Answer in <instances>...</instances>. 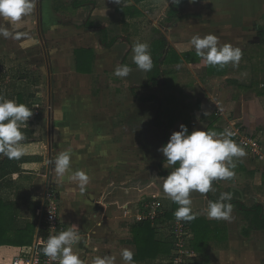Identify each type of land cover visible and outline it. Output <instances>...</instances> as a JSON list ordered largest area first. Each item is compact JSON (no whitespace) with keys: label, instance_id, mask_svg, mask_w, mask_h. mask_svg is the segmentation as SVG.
Returning <instances> with one entry per match:
<instances>
[{"label":"rangeland","instance_id":"rangeland-1","mask_svg":"<svg viewBox=\"0 0 264 264\" xmlns=\"http://www.w3.org/2000/svg\"><path fill=\"white\" fill-rule=\"evenodd\" d=\"M147 4L155 6V9H159L160 14H163V17H159V27L170 46L181 53L195 52L189 43L193 35L214 34L219 38L221 45L232 44L242 50L243 56L239 66L233 67L229 64L225 77L214 78L217 76L207 74V66L199 57L192 63L184 62L185 64L173 70L167 69L156 86L139 88L135 93L114 89L108 79L104 82L94 81L92 88L88 86L90 82L84 83L86 87L80 88L78 80L67 73L69 61L64 62L68 68L59 67L54 53L56 49L50 40H41V45L40 41L35 43L37 40H18L20 32H24L23 24L16 28L21 30L15 32L11 25L6 24L7 21L0 18V26L14 33L9 38L0 36V96L17 101L16 92L23 90L27 92L26 96L34 94L35 98L31 99L30 103H33L32 106L38 110L39 115L35 118L34 127L29 128L35 129L33 137L40 141L34 143L29 152L32 156L41 157L39 164L27 170L31 178L22 189L19 192L15 188L6 190L3 195L11 200H15L18 194L27 197L37 205L36 212L43 205L48 191L59 194L61 200L63 196V225L66 229L75 225L76 230L85 237L86 242L82 241L77 248H73L85 264H92V258L95 256H118L119 248L130 242L131 227L137 220L135 216H129L126 221L117 218L118 215L113 217L114 209L120 204L122 206L123 203L129 202V209L133 214L141 215L150 210L153 202L159 203L162 211L165 207L167 199L158 197L156 186L157 178L167 177L161 172L169 173V168L166 163L162 169L159 168L163 159L154 156L155 141L146 144L147 136L152 137L150 130L156 127L153 120L156 117L157 104L143 102L140 98L147 100L156 97L163 101L162 114L158 121L164 126L168 125L167 142L173 132L180 130V125L177 127V124L180 121L182 124L184 119L190 118L192 123L195 119L205 118L206 125L209 123L206 119L209 117L203 115L200 109L203 102H206V111L210 115L216 112L214 105L223 104L221 116L225 120L234 118L237 107L232 106L233 102H237L238 106L240 103L245 105L244 108H238L246 110L245 116L248 112L251 113L246 106L253 107L252 101L256 102L255 108H252L255 116L264 111V93H258L264 92V0H187L179 6L173 5L171 0H148ZM166 6H169L167 12L164 10ZM171 8H174L178 15L172 22H168L165 13ZM33 15L34 13L29 16L30 26L25 29L37 35V26L34 23L36 17ZM25 19L28 20V17ZM230 80L252 82L254 88L250 93L247 92L249 90L244 91L232 86ZM176 112L181 115V120L177 121L174 127L170 119ZM135 120L139 123H135ZM141 128V137L137 135L141 140L135 141V131L138 132ZM254 129L258 131V126ZM254 129L250 130L252 134L255 133ZM196 130L201 129L199 127ZM257 134L261 139V134ZM162 137L159 141L161 147ZM69 149L72 170H84L90 177L84 194L67 180L57 182L54 172L51 171L52 166L48 164L56 154ZM218 182L227 183V180ZM160 183L159 191L164 194L161 180ZM220 190L228 192V188L222 190L220 187ZM104 193L106 195L103 200ZM83 197L102 201L100 205H95L96 209L93 206L84 215L80 213L79 217L70 219L72 200ZM111 203L115 205L109 214L106 212L105 216L110 218L105 220L106 223L92 217L94 210V215L97 212V207L104 204L103 206L108 208L107 205ZM85 207L86 205L83 210ZM29 217L27 214L26 218ZM30 219L37 224V213L36 217ZM159 227V237L164 238L171 234L170 226H166V223ZM87 235L91 237V241ZM20 247L23 246L3 248L8 251V257H12L15 249ZM119 261V258L115 257V264ZM142 264L164 263L146 261Z\"/></svg>","mask_w":264,"mask_h":264},{"label":"crops","instance_id":"crops-1","mask_svg":"<svg viewBox=\"0 0 264 264\" xmlns=\"http://www.w3.org/2000/svg\"><path fill=\"white\" fill-rule=\"evenodd\" d=\"M147 1L148 0H121V4L117 5L113 3L112 0H36L33 13L36 17L34 23H36L37 26L35 27L37 28V35H33L30 30H26L29 28L28 26H30V16L28 17V20L25 19L23 21L22 29L24 32H20L21 35L17 37L18 40H37L35 41L36 44L40 41V45L42 44L41 40H50L55 46L56 52L54 53L56 54L57 61H59V67L68 68L64 65V62L69 61L67 73L69 76H72V78L78 80L80 88L86 87L84 83L87 82H90V85L88 86L92 88L94 81L104 82L108 79L111 83L110 85L114 89H125L135 93V90L139 88L142 89L144 87L150 88L156 86H149L148 72L139 70L132 61L133 53L131 49L133 44L138 41L147 43L149 45V51L151 52L153 43L159 39L160 35H162V30H160L159 27V17H163V14H160V10L155 9V6L147 4ZM168 7L169 6H166L164 9L166 12ZM165 14L167 15V13ZM26 22L27 25H25ZM6 24L10 26L8 22H6ZM20 30L21 29H14L15 32H19ZM170 48L178 54H181L180 51L176 50L169 44V49ZM76 52L80 54H85L87 52V56L90 53L92 64L88 66L87 73H80L77 71ZM185 52L186 51H184V53ZM119 64H127L132 68V72L128 77L118 78L113 75L115 67ZM180 65L181 64H174L167 67L162 66V70L164 68L165 71H167V69L173 70V68ZM247 73L248 75H251L249 72ZM225 76H217L214 78H223ZM161 77L163 76L159 77L158 83ZM230 82L232 86H236L244 91L249 90L247 92L250 93L254 88H250L252 82L242 83L238 80H230ZM254 102L255 101H252L253 107L246 106L247 110L251 111V113L248 112L246 116L245 109L238 110V108H244L245 105L240 103L238 106L237 102H233L232 106L237 107V111L234 112V118H227V120L221 116L223 115V104L220 103L221 106L219 104L214 105V111L216 112L215 114H211V116L210 113L206 111V102H203L200 109L202 110L203 115L206 113L205 116L209 117V119L206 118L209 123L206 125V122L204 121L205 118L200 120L195 119L192 123L190 118H187L186 120H183L184 122L182 124L187 126L189 133L199 129V127L201 130L207 131L209 126H213L214 131L218 133H224L226 131L232 133L235 127L240 126L246 133L256 136L260 141L264 152V111L255 116L254 109H252L255 108L256 102ZM263 108L264 107H262V109ZM214 111L212 113H214ZM249 115L250 118H248ZM236 117H239L240 119ZM212 118H214V120L211 121L210 119ZM135 123L139 122L135 120ZM179 125H181V121L177 124V127ZM257 126L258 131L254 129ZM159 129L160 128L154 127L153 130H150L152 137L147 136L146 144L149 145L150 141L154 140V156L161 158L162 160L165 159V157L158 151V149L161 148L159 141L162 136L164 137L165 127H163L161 131ZM253 129L255 130V133L253 132L252 134L250 130ZM141 132L142 128L138 129V132L135 131V141L141 140V138H137V135L138 137H141ZM257 132L261 134V139L257 136ZM231 139L238 144L233 136H231ZM245 152L246 155L244 157L234 159V163L236 164L234 169L235 175L230 181L227 180V183H219L218 180L213 181L212 190L207 194H201L196 191L190 193V198L192 200L191 209L192 213L196 216L195 219L201 218L212 223V227L217 228L218 232L216 235H212L211 240L205 249L204 255L188 250L190 253V257L187 259L188 264H200L204 256L208 258L209 264H264V230H250L249 220L246 215L237 208V206L232 205L233 211L230 220L208 219L206 215L208 201H216L221 193H224V191L220 190V187L222 190L228 188L227 191L232 194L233 200L244 203L248 208L260 205L264 213V169L262 168L260 160L248 151L245 150ZM29 153L33 155L31 152ZM33 165L37 164L34 163L28 167L17 165L19 168L17 167L13 171L0 174V177L2 175L0 180L10 175L26 174L28 169L34 168ZM165 165L169 168L168 172L170 173L173 170V166L168 165L167 163ZM157 185L158 197L167 199L163 210L170 208L173 202L165 193L163 194L159 191L161 188L159 179ZM105 195L106 193L102 196L103 200L105 199ZM61 201L62 206L64 202L63 196ZM101 201H95L94 198L92 199L90 197L73 199L72 202L70 201L72 206L70 208V219L79 217L80 213L84 215L87 213L86 211L93 206L94 209H96L95 207L97 204L100 205ZM123 204L124 205L121 206L120 204L118 208H115L112 215H114L113 217L118 215L117 218L120 217L122 220H129V218L125 216L124 209L129 210L131 207L130 203ZM84 205H86L85 210H83ZM103 205L104 204L97 207L98 210L95 215L94 210L92 217L96 220L101 219L106 223L105 220L110 218L106 217L107 215L105 216V214L107 211V214H109L111 210H113L112 207L115 204H108V208ZM104 216L106 218H104ZM246 231H248V234L245 233ZM87 236L90 237L89 235ZM129 239L130 242H126L127 245H122L119 248L117 253L119 254V257H115L119 258L120 261L118 263L116 262V264H123V261L120 258V252L124 248L132 250L135 255L136 247L131 243V237ZM78 246L79 245H76L74 247L77 248ZM88 248L96 250V248ZM2 251H5L3 247L0 249V252ZM142 263L145 262L135 264ZM162 263L166 264V262Z\"/></svg>","mask_w":264,"mask_h":264},{"label":"clouds","instance_id":"clouds-1","mask_svg":"<svg viewBox=\"0 0 264 264\" xmlns=\"http://www.w3.org/2000/svg\"><path fill=\"white\" fill-rule=\"evenodd\" d=\"M112 2L121 4V0ZM171 3L178 5L180 0H171ZM35 5L36 0H0V18L7 21L12 29H16L33 13ZM13 35V31L0 26V36L9 38ZM189 43L205 66L223 68L231 64L238 67L243 56L239 47L227 43L221 45L219 38L214 34L193 35ZM131 50L132 61L136 67L141 71L150 72L153 61L149 45L138 41L133 44ZM131 72L129 65L119 64L115 67L113 75L126 78ZM32 114V109L25 104L0 96V155L9 160H18L24 155L22 142L26 137L21 126L27 123ZM179 127V131L170 135L166 145L158 149L166 158V163L173 166V170L166 178L157 179L162 181L163 192L178 205L173 213L177 222H191L196 216L192 213L190 193L196 191L207 194L212 190L213 181L231 179L235 175L234 159L244 157L246 152L231 139V132L194 130L189 133L187 126L181 124ZM48 164L52 166L51 171L54 172L57 182L67 180L75 184L81 194L86 192L90 177L84 170H72L70 149L56 154ZM231 200L232 194L229 192L221 193L216 201L209 200L207 218L230 220L233 211ZM76 228L72 225L58 234L49 235L41 248L42 254L58 264H85L73 251L75 245L86 242L85 237ZM120 258L123 264H135L134 253L128 248L121 250ZM92 264H115V257L95 256L92 258Z\"/></svg>","mask_w":264,"mask_h":264},{"label":"trees","instance_id":"trees-1","mask_svg":"<svg viewBox=\"0 0 264 264\" xmlns=\"http://www.w3.org/2000/svg\"><path fill=\"white\" fill-rule=\"evenodd\" d=\"M187 0H180V3L176 6L183 5ZM178 15L174 8H171L167 13L166 21L172 22L174 18ZM151 58L153 61V68L148 72L149 86H154L158 84V79L160 76L165 75L166 71L162 70V66H171L186 63H192L199 57L195 52H185L178 54L176 51L169 49V44L164 37L160 35L159 39L156 40L151 49ZM77 63L76 69L80 73H87L88 66L92 64V57L87 52L85 54L77 53ZM228 65L219 67L207 66V74L210 76H224L227 74ZM23 77V76H22ZM254 87L253 85L250 87ZM263 95L264 92L260 91ZM27 92L19 91L16 92L15 97L18 103H23L30 109H32V116L27 121L26 124L21 126V130L25 133L26 139L22 142L24 147V155L18 160H9L8 158L0 155V174L8 173V171H13L16 169L17 165L29 166L34 163L39 164V156H32L29 151L33 148L34 143L40 140L33 137L35 135V129L29 128L34 127L35 118L39 115L38 110L34 108L30 103L31 99H34V94H28ZM143 102H156L157 113L153 120L154 126L163 128L165 127L163 146L166 145L168 140V125H162L158 120L162 114L163 101L159 98L152 97ZM30 105V106H29ZM181 115L175 113L171 116V125L180 120ZM208 130H214L213 126H209ZM33 137V138H32ZM166 163V158L159 163V168L162 169L163 164ZM165 176L169 173L161 172ZM28 172L26 174L10 175V178H2L0 180V249L4 246H25L30 245L35 237L37 224L30 218L36 217L37 205L33 204L26 197H21L19 194L15 200H11L3 195L6 190H11L15 188L17 192L22 189L23 185L29 181L31 178ZM213 201V200H212ZM232 205L237 206V208L242 211L247 219L249 220L250 230H264V213L260 205L253 208H248L244 203L233 200L230 202ZM178 208V205L173 203L168 209L161 210L158 212L155 222L150 219L143 221H136L131 227V243L136 247V253L134 255L135 263L146 262V261H161L166 262V264H174L172 261L173 250H174V239L171 234L165 236L164 238L159 237V225L165 224L170 226V224L175 220L173 215L174 211ZM29 214V218L26 215ZM189 228L193 234V238L190 241V245L187 247L189 251H193L198 254L204 255L205 249L211 240L213 234L216 235L218 232L217 228L212 227V223H209L201 218L194 219L188 222ZM248 234V231L245 232ZM200 264H209L208 258L203 257Z\"/></svg>","mask_w":264,"mask_h":264},{"label":"built area","instance_id":"built-area-1","mask_svg":"<svg viewBox=\"0 0 264 264\" xmlns=\"http://www.w3.org/2000/svg\"><path fill=\"white\" fill-rule=\"evenodd\" d=\"M232 136L244 150L260 160L264 169V152L260 141L255 136L246 133L242 127H235ZM61 203L59 194L48 191L45 194L43 205L37 211L38 223L33 244L15 249L16 252L14 251L15 254L12 257H8V251L6 250L3 252L5 254L0 253V264H58V262H52L45 257L42 254L41 248L49 235L58 234L60 231L66 229L62 220ZM124 210L126 217L135 216L138 221L150 219L155 222L157 214L160 211V205L157 202H153L150 210L148 209L145 215L133 214L130 209ZM170 233L174 239L171 262L174 264H188L187 259L190 257V253L187 247L193 238L188 222H177L175 218L170 224Z\"/></svg>","mask_w":264,"mask_h":264}]
</instances>
